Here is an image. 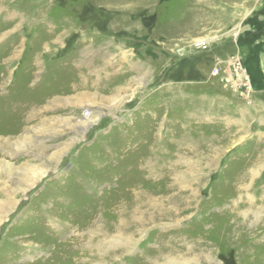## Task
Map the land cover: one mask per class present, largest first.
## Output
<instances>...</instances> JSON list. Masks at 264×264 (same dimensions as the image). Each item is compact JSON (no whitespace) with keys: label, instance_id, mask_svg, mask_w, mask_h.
I'll return each instance as SVG.
<instances>
[{"label":"rangeland","instance_id":"374dc122","mask_svg":"<svg viewBox=\"0 0 264 264\" xmlns=\"http://www.w3.org/2000/svg\"><path fill=\"white\" fill-rule=\"evenodd\" d=\"M0 264H264V0H0Z\"/></svg>","mask_w":264,"mask_h":264},{"label":"built area","instance_id":"2783aa9c","mask_svg":"<svg viewBox=\"0 0 264 264\" xmlns=\"http://www.w3.org/2000/svg\"><path fill=\"white\" fill-rule=\"evenodd\" d=\"M211 43H206L205 41L203 40H200V41H197L195 44H194V48L197 49V51H205L208 49V47L210 46ZM219 72L216 71V70H212L211 71V75L212 76H218Z\"/></svg>","mask_w":264,"mask_h":264},{"label":"crops","instance_id":"0c3cea01","mask_svg":"<svg viewBox=\"0 0 264 264\" xmlns=\"http://www.w3.org/2000/svg\"><path fill=\"white\" fill-rule=\"evenodd\" d=\"M127 57V55H125V58Z\"/></svg>","mask_w":264,"mask_h":264},{"label":"bare ground","instance_id":"6f19581e","mask_svg":"<svg viewBox=\"0 0 264 264\" xmlns=\"http://www.w3.org/2000/svg\"><path fill=\"white\" fill-rule=\"evenodd\" d=\"M89 113V112H88ZM93 120V119H92ZM36 170V169H35ZM36 179V178H35Z\"/></svg>","mask_w":264,"mask_h":264}]
</instances>
